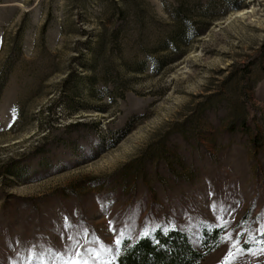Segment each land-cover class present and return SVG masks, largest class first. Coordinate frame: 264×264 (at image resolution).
Returning a JSON list of instances; mask_svg holds the SVG:
<instances>
[{"label":"rangeland","instance_id":"obj_1","mask_svg":"<svg viewBox=\"0 0 264 264\" xmlns=\"http://www.w3.org/2000/svg\"><path fill=\"white\" fill-rule=\"evenodd\" d=\"M178 2L0 0V264H264V0Z\"/></svg>","mask_w":264,"mask_h":264},{"label":"trees","instance_id":"obj_2","mask_svg":"<svg viewBox=\"0 0 264 264\" xmlns=\"http://www.w3.org/2000/svg\"><path fill=\"white\" fill-rule=\"evenodd\" d=\"M173 16L182 21L184 14L182 5L177 3L179 0H174ZM138 14V13H137ZM180 21V22H181ZM185 31L181 29L173 38L174 41L183 40ZM244 106L248 114L255 112L254 108L247 100L244 101ZM242 127L251 129L252 124L245 122ZM203 253L195 250L188 236L178 231H157L153 237H141L125 254L118 257L119 264H197L202 258Z\"/></svg>","mask_w":264,"mask_h":264},{"label":"snow or ice","instance_id":"obj_3","mask_svg":"<svg viewBox=\"0 0 264 264\" xmlns=\"http://www.w3.org/2000/svg\"><path fill=\"white\" fill-rule=\"evenodd\" d=\"M212 207L215 208L216 205H213ZM221 219H222V217H221ZM121 235H123L122 232H121ZM145 235H147V233H145ZM68 239L71 240L72 237H69ZM228 239H231V237H228ZM78 243L79 242H77V244ZM115 243H116L117 247H119V245L122 243V241H121V239L118 238V239H116ZM237 243H239V242L237 241ZM245 243H247V242L245 241ZM69 247L71 249V248H73L75 246L70 245ZM80 247H83V246L81 245ZM232 247H236V245L233 244ZM108 250L111 251L110 248H108ZM248 250L249 249H238V251H248ZM84 251L87 252L88 250L85 248ZM89 254L90 255H94L93 253H89ZM81 255H82V253L80 252L79 247H75V250L74 251H70V253H69V259L66 260L65 264H87V261L86 260L81 261V260L77 259V257H79ZM235 258H236V253H233V251L230 248L229 249V252L227 253L224 261L222 262V264H229V262L231 260L235 259Z\"/></svg>","mask_w":264,"mask_h":264}]
</instances>
